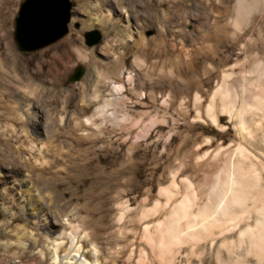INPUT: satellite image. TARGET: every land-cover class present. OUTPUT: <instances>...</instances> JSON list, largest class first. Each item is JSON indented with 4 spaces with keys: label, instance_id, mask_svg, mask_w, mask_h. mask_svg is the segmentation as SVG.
<instances>
[{
    "label": "rangeland",
    "instance_id": "1",
    "mask_svg": "<svg viewBox=\"0 0 264 264\" xmlns=\"http://www.w3.org/2000/svg\"><path fill=\"white\" fill-rule=\"evenodd\" d=\"M23 1L0 0V92L10 101L0 115L13 116L24 92L32 91L38 109L22 107L16 114L25 118L29 112L27 132L38 143L50 125L59 130L54 146L60 151L45 157L44 167L25 153L13 157L8 149L16 145L3 144L12 121L1 122L0 264H51L50 242L74 228L89 236L80 243L89 262L91 242L100 264H218L222 242L234 239L237 230L222 236L217 229L213 237L187 238L163 251L156 228L189 185L197 198L192 212L203 208L217 175L226 172L230 159L237 162L234 151L241 142L234 124L217 109L214 126L205 108L224 75H230L228 88L239 91L242 76L264 64V6L245 16L236 15L237 0H68L66 34L20 53L12 33ZM97 18L101 23L89 28ZM90 32L100 40L87 47L83 37ZM105 42L116 45L107 52ZM76 70L81 75L71 82ZM36 73L45 79L30 77ZM54 74L61 79L57 90L42 84H52ZM105 103L110 106L103 110ZM80 107L86 110L75 117ZM262 139L258 133L244 143L245 168L264 166ZM26 186L42 212L37 217L26 205ZM63 241L59 258L70 246ZM220 252L219 259L228 262ZM244 262L256 264L251 257Z\"/></svg>",
    "mask_w": 264,
    "mask_h": 264
},
{
    "label": "bare ground",
    "instance_id": "2",
    "mask_svg": "<svg viewBox=\"0 0 264 264\" xmlns=\"http://www.w3.org/2000/svg\"><path fill=\"white\" fill-rule=\"evenodd\" d=\"M260 6H264V0H237L235 12L236 15L247 16L253 10L260 8ZM174 7L176 8L177 5L175 4ZM237 18L239 17L237 16ZM103 19L108 22V16ZM98 23H101L99 18L95 19L89 28L94 27ZM127 38L131 40L130 37ZM119 44L123 46L124 41H120ZM115 45L116 43L113 45V42H105L103 43V49L109 52ZM9 57L12 58L13 56L10 55ZM114 60L117 61L118 56H115ZM133 64L135 67H138L140 64L138 58H135ZM94 75L95 77L98 75L95 70L92 78L96 80ZM30 77L33 79H45L42 73L32 74ZM59 77V74L51 75L53 83L47 84L42 82V84H46L51 89L57 90L61 87V79ZM229 79L230 75L223 76L222 84L212 94L209 104L205 108V116L214 126H217L216 110L218 109L220 115L227 117L234 124L236 137L241 142L238 144L236 151H234V157L237 156V162L234 163V158L230 159L226 166V172L224 170L220 171L214 186L208 193L205 206L198 209L195 214L192 212V209L196 205L194 203L197 198L191 189L192 186L189 185L186 188L181 200L170 212L171 216L165 218L156 228L157 236L161 241L158 246L163 251H166L178 246L181 241L187 238L192 241L194 240L192 237L197 236L196 241L194 240L197 242V239L199 241L201 237H211L212 232L217 229L221 231L222 236L237 230L235 231L237 232L236 237L232 240H224L219 248V252H225L227 255L228 262H222L219 259L221 252H218L216 256L218 264H245L244 261L249 257L255 259L256 264H264V166L260 165L258 168L256 165H251L245 168L244 164L249 161L248 149L244 147V143L256 139L258 133H261L264 139L262 125L264 122V64L260 62L248 76H242L239 91L234 90V87H231L233 90L228 88ZM19 80L20 83L24 84L26 79L22 78ZM253 80L256 81L257 85H251ZM2 86L0 83V88ZM93 95V98L96 100L98 98L96 97V92H93ZM22 98V103L17 104V109H12L14 117H5L4 114L0 115V124L4 120L11 119L12 121V124L8 123L5 126L4 131L7 135L3 144L5 146L16 145L15 151L10 148L8 149L9 154L13 155V157L14 155L19 156L21 153H25L29 156V161H32L35 166L39 164V166L44 167L47 163L43 159L49 155L58 154L60 151L59 147L54 146L59 142L60 132L50 125L46 130L44 142L38 143L39 141L32 138L29 132H27L28 122L30 121L28 114L30 110L28 108L33 106V108L38 109L35 106L39 105V96L33 94L32 91H26ZM56 102L51 103L54 106L52 109L54 111L58 108L56 107ZM9 103V99H3L0 92V111L7 109V104ZM108 106L110 104L105 103L101 109L104 110ZM22 107H26L28 110L25 113V118L16 114ZM85 110L86 108H76L75 117L82 115ZM101 113L102 111H100ZM58 117V124H63L64 119L62 115L59 114ZM17 128L21 129V133L17 132ZM220 130L223 132V129ZM0 132L4 133L1 127ZM75 146L79 148L80 144H75ZM29 161L28 163H30ZM11 165L14 167L16 163L12 162ZM23 165L25 166L26 162ZM26 192V205L31 212V216L37 217L42 212L37 208L38 202L33 199L31 186H26ZM168 196L167 201H172L174 197L171 194ZM182 223H185V228L179 229ZM241 225L244 226L241 227ZM79 229L74 228L69 232L61 230L58 239L50 242L48 251L50 253L51 264H100L97 260L98 250L94 243H89V253L93 259L92 262L85 259L80 243L81 241H88L89 236L86 233L80 236V233H78ZM63 239L69 240L70 246L66 251L67 253L59 258L58 250L64 244ZM161 262H163L162 264H167L164 262V259H161Z\"/></svg>",
    "mask_w": 264,
    "mask_h": 264
},
{
    "label": "water",
    "instance_id": "3",
    "mask_svg": "<svg viewBox=\"0 0 264 264\" xmlns=\"http://www.w3.org/2000/svg\"><path fill=\"white\" fill-rule=\"evenodd\" d=\"M70 4L68 0H24L13 20L12 40L20 53H32L61 39L67 31ZM87 47L96 45L100 38L96 32L84 35ZM81 70L70 78L78 80Z\"/></svg>",
    "mask_w": 264,
    "mask_h": 264
}]
</instances>
